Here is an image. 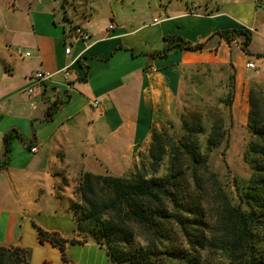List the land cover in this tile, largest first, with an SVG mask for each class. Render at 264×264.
I'll return each instance as SVG.
<instances>
[{
	"label": "crops",
	"instance_id": "0c3cea01",
	"mask_svg": "<svg viewBox=\"0 0 264 264\" xmlns=\"http://www.w3.org/2000/svg\"><path fill=\"white\" fill-rule=\"evenodd\" d=\"M107 3L109 15L100 20L75 15L67 21L60 0H0V245L29 249L30 264H110L105 246L92 238L68 244L65 262L59 247L41 241L37 226L82 238L71 209L81 175L131 167L159 107L177 99L180 68L232 62L233 113L244 123L248 83L264 74L246 65H260L264 57L256 56L264 54V0H221L214 13L169 0ZM70 23H83L91 39L73 34ZM228 28L252 30L255 55L243 50L240 38L228 42L218 33ZM174 35L204 47L163 55ZM69 64L65 79L59 70ZM41 69L56 74L35 82L31 76ZM52 105L57 110L47 119ZM11 129L23 139L13 141L5 163L4 136Z\"/></svg>",
	"mask_w": 264,
	"mask_h": 264
},
{
	"label": "trees",
	"instance_id": "16d2710c",
	"mask_svg": "<svg viewBox=\"0 0 264 264\" xmlns=\"http://www.w3.org/2000/svg\"><path fill=\"white\" fill-rule=\"evenodd\" d=\"M218 33L228 42L240 38L243 50L255 55L249 49L252 30L228 28ZM166 40L163 55L173 49L204 47V42L193 43L176 35ZM219 66L225 74L227 68L231 71L223 83L226 92L216 98L224 114L215 124L206 129L200 118L189 125L181 119V132L174 124L172 130L154 131L149 159L132 176L84 172L77 199L71 203L82 238L37 226L41 241L59 247L65 262L70 261L68 244L92 238L105 246L110 264H264V116L256 109L254 90L260 82L250 84L249 95L247 127L254 139L244 161L252 173L247 179L232 176L239 197L233 201L225 194L218 174L210 170L214 153L220 149L226 153L235 123L236 68L232 62ZM56 110V105L50 106L47 119ZM15 139H23L17 129L4 136L5 163ZM209 173L213 181L206 185ZM207 189L217 196L210 210ZM29 256L25 247L0 245V264H30Z\"/></svg>",
	"mask_w": 264,
	"mask_h": 264
},
{
	"label": "rangeland",
	"instance_id": "374dc122",
	"mask_svg": "<svg viewBox=\"0 0 264 264\" xmlns=\"http://www.w3.org/2000/svg\"><path fill=\"white\" fill-rule=\"evenodd\" d=\"M60 1L62 4L61 8L63 17L67 21H71L70 16L75 15L83 18L84 20L89 18L100 20L101 17L103 18L104 16L109 15V10L112 7V5L107 3L109 0ZM120 1L122 2L124 0ZM169 1L177 2L180 5H186L188 3L189 9L194 8L199 10V12L205 13H214V8L221 2V0ZM111 19L112 18L109 17V21L113 23ZM70 24L71 31H74L76 27H83L90 32V30L85 27L83 23ZM219 65V63H201L185 67L183 69L180 68V73H183V77L181 78L178 88L177 99L173 102L171 100H166L163 106L159 107L157 115L154 117V121L149 131L148 141L145 142L141 148L135 151L133 158L130 160L133 162L131 167L123 174H117L114 173L113 170L110 171L108 169L107 171L105 170L102 175L112 174L117 176H132V174L136 172L137 168L140 167L144 161L147 162L149 159V148L152 143L154 131L164 132L172 130V125L174 124V126H176V128H178L181 132L183 127L182 120L183 122H188L189 125L191 122L196 124L198 118L201 119V122L206 126V129H209L212 124H215L217 119L220 118V115L224 114V108L223 106L217 105L216 98L223 92H226L227 88L223 86V83L231 71L230 68H227V74H225L220 69ZM258 81L260 83L254 89L256 92V109L260 116H264V74L259 73L258 76L253 77V80L248 83L246 99L249 104L250 84ZM234 119L235 123L230 129V144L228 149L224 154L222 149L217 150L214 153L210 170L211 172L218 174L217 178L218 180H221V186L228 199L238 201L239 197L237 195V188L231 179L234 175L247 179L252 173L250 167L244 161V155L249 142L254 139V136L248 129L247 122L244 123L235 116ZM160 170L163 172V169ZM212 178V173L207 174L206 185H209L211 180L213 181ZM207 190V193L205 191V198L207 200L206 206L210 210L215 205L214 202L217 200V196L214 192L209 191V189ZM75 197L77 199V195Z\"/></svg>",
	"mask_w": 264,
	"mask_h": 264
},
{
	"label": "built area",
	"instance_id": "2783aa9c",
	"mask_svg": "<svg viewBox=\"0 0 264 264\" xmlns=\"http://www.w3.org/2000/svg\"><path fill=\"white\" fill-rule=\"evenodd\" d=\"M11 1H15V0H11ZM158 22H159V19L155 18L154 19V23H158ZM109 28L111 30H113L115 28V25L114 24H110ZM73 34H75L77 37H79L80 39H83V40H89L92 37V34L86 28H83V27H76L75 30L73 31ZM70 50H71L70 47L66 48V52L69 53ZM29 54H30V52H26V55H29ZM70 65L71 64H69L66 67H64L61 70H59V72H62L64 74L65 79H68L70 77V74H71V72L69 70ZM246 65L249 68L256 69V70H259L261 72H264V57L261 59V64L260 65L256 64V62H254V61H248ZM55 74H56V72H49V71H45V70L41 69V70H37L31 76V78L35 82H47V81L51 80ZM28 91L29 92H33L34 88L32 86H30L28 88ZM99 103L100 102L98 100H94L92 102V105L93 106H98ZM31 150L33 152H36L38 150V146L37 145L32 146Z\"/></svg>",
	"mask_w": 264,
	"mask_h": 264
}]
</instances>
